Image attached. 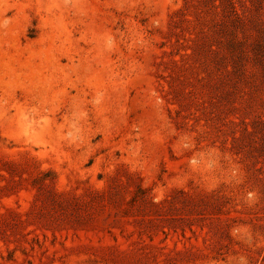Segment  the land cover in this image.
<instances>
[{
    "label": "rangeland",
    "instance_id": "rangeland-1",
    "mask_svg": "<svg viewBox=\"0 0 264 264\" xmlns=\"http://www.w3.org/2000/svg\"><path fill=\"white\" fill-rule=\"evenodd\" d=\"M0 264H264V0H0Z\"/></svg>",
    "mask_w": 264,
    "mask_h": 264
},
{
    "label": "bare ground",
    "instance_id": "bare-ground-1",
    "mask_svg": "<svg viewBox=\"0 0 264 264\" xmlns=\"http://www.w3.org/2000/svg\"><path fill=\"white\" fill-rule=\"evenodd\" d=\"M146 65V64H145Z\"/></svg>",
    "mask_w": 264,
    "mask_h": 264
}]
</instances>
